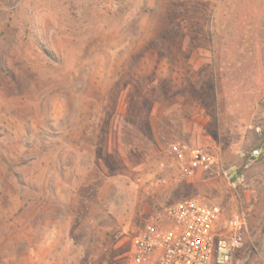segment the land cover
I'll return each instance as SVG.
<instances>
[{"label":"rangeland","instance_id":"obj_1","mask_svg":"<svg viewBox=\"0 0 264 264\" xmlns=\"http://www.w3.org/2000/svg\"><path fill=\"white\" fill-rule=\"evenodd\" d=\"M175 143L219 164L182 177ZM263 145L264 0H0V264H125L192 198L264 264Z\"/></svg>","mask_w":264,"mask_h":264},{"label":"built area","instance_id":"obj_2","mask_svg":"<svg viewBox=\"0 0 264 264\" xmlns=\"http://www.w3.org/2000/svg\"><path fill=\"white\" fill-rule=\"evenodd\" d=\"M260 131V130H259ZM264 145L250 152L247 167L259 160ZM172 168L182 177L210 172L219 157L202 147L175 143L169 148ZM159 179L151 185L165 184ZM223 211L199 198L167 206L135 236L125 264H231L249 231L244 211H234L221 226Z\"/></svg>","mask_w":264,"mask_h":264},{"label":"crops","instance_id":"obj_3","mask_svg":"<svg viewBox=\"0 0 264 264\" xmlns=\"http://www.w3.org/2000/svg\"><path fill=\"white\" fill-rule=\"evenodd\" d=\"M202 172H204V171H197V178L198 179H200V178H202V176H203V173ZM195 183V182H194ZM195 185V184H194Z\"/></svg>","mask_w":264,"mask_h":264}]
</instances>
